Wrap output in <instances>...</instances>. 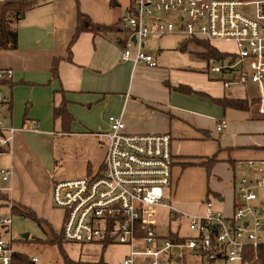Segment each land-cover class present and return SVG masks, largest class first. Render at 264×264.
I'll return each mask as SVG.
<instances>
[{
	"label": "crops",
	"instance_id": "obj_1",
	"mask_svg": "<svg viewBox=\"0 0 264 264\" xmlns=\"http://www.w3.org/2000/svg\"><path fill=\"white\" fill-rule=\"evenodd\" d=\"M129 4L130 0H45L22 17L18 48L0 50V69L14 72L13 81L4 85L12 100L6 122L14 131L9 149L0 153V171H12L6 185L11 200L52 225L59 210L52 204L53 183L99 174L105 151L97 135L109 129V117L122 118L129 134L169 135L174 168L166 199L183 218L178 221L170 210L161 209L158 233L183 240L191 232L188 228L189 235L182 233V220L189 225V218L202 215L208 201L230 217L240 180L264 171V105L257 87L252 96L247 87L226 89L223 82L232 76H211L208 63L204 66L180 51L183 42L177 51L154 55L153 42L147 39L144 48L150 44L149 51H143L159 64L150 67L122 61V32H84L71 45L68 59L79 12L97 24L116 26ZM58 58L56 80L51 68ZM224 98L257 102L247 110L224 109L214 102ZM62 104L72 117L68 127L55 115ZM222 121L227 128L219 133ZM209 160H214L210 174L205 167ZM248 162L261 171H250ZM209 192L216 196L208 197ZM163 219L174 221L177 229L161 232ZM189 262L203 264L193 255L179 264Z\"/></svg>",
	"mask_w": 264,
	"mask_h": 264
},
{
	"label": "built area",
	"instance_id": "obj_2",
	"mask_svg": "<svg viewBox=\"0 0 264 264\" xmlns=\"http://www.w3.org/2000/svg\"><path fill=\"white\" fill-rule=\"evenodd\" d=\"M120 26L122 61L150 67L159 65L143 51L152 36L177 34L187 40L233 44L236 51L225 53L229 59L211 60L209 71L232 76L223 82L226 89L257 87L264 105V0H130ZM13 79L12 70L0 69V152L9 149L14 131L6 122L12 100L4 89ZM108 122L109 129L97 135L105 151L99 174L53 183L52 204L64 212L63 241L127 245L131 251L121 264H179L188 255L203 264H262L264 171L248 162L250 171L261 173L240 180L234 213L228 217L206 202L202 215L189 218L191 236L173 242L158 233L161 209L170 210L178 221L183 218L166 199L173 188L172 138L129 134L120 117L111 116ZM226 128L222 121L217 131ZM11 176V170L0 171V192L9 191ZM11 223L0 216V264H12L16 253L1 234ZM138 258L148 261L137 263ZM31 261L39 262L37 257Z\"/></svg>",
	"mask_w": 264,
	"mask_h": 264
},
{
	"label": "rangeland",
	"instance_id": "obj_3",
	"mask_svg": "<svg viewBox=\"0 0 264 264\" xmlns=\"http://www.w3.org/2000/svg\"><path fill=\"white\" fill-rule=\"evenodd\" d=\"M187 40L183 35H165V36H152L149 38L152 47H155L151 52L154 55H158L166 50L177 51L179 43ZM222 53H233L236 51L235 46L231 43L215 42L212 44ZM148 44L144 49L149 51ZM202 50V47L192 42L188 45V48L184 53L192 60H199L205 66L207 63L212 68V64L204 59L198 58V51ZM182 61V60H181ZM206 68V67H205ZM210 75H218L210 73ZM221 77V76H220ZM249 94L256 95L257 89L255 86L247 87ZM58 210V209H56ZM164 213H162L163 215ZM0 216H5L10 218L12 223L7 229L2 230L1 234L5 240L12 243L13 249L30 260L33 257H37L39 262L36 264H65V256L73 264H121L123 260L129 256L130 247L127 245L115 244L103 248L101 244H78L68 241H62L60 244L51 245L46 241L53 239V232L59 234L62 228L64 212L58 210L56 213V218L54 224L51 227L46 222L39 224L38 222L30 219L23 218L17 214H11L7 208L0 209ZM165 216V214H164ZM165 218V217H164ZM58 221V222H56ZM61 224V225H60ZM182 233L188 235V221L182 220ZM177 229L174 221L161 220L159 230L161 232H167L168 230L174 231ZM53 230V232H52ZM25 236H28L26 239ZM36 239L42 240L41 242H36ZM137 263L140 261L147 262L141 258L136 259ZM189 264H195L189 262ZM225 264V263H217ZM237 264V263H236Z\"/></svg>",
	"mask_w": 264,
	"mask_h": 264
},
{
	"label": "trees",
	"instance_id": "obj_4",
	"mask_svg": "<svg viewBox=\"0 0 264 264\" xmlns=\"http://www.w3.org/2000/svg\"><path fill=\"white\" fill-rule=\"evenodd\" d=\"M45 0H3L0 1V50H16L18 48V24L22 17L30 10L40 6L43 4ZM84 32H90L95 35H106L110 32H122L120 22L116 24V26H105L101 24L95 23L89 16L79 12L77 16V26L75 30V35L72 39V42L69 47V58L71 59V45L78 39L79 35ZM195 42L197 45L202 47V52L198 54L200 58L211 61H225L229 59V56L225 53L220 52L217 48H215L211 43L207 41L201 40H186L180 46V51H186L187 46ZM60 58L54 59L52 63L51 72L54 79H59V63ZM182 89V88H179ZM214 102L224 109L231 108L237 110H247L251 105L255 104L257 100H242V99H231V98H224V99H214ZM56 117L62 119L64 126L68 127L72 120L71 115L67 112L65 104H62L60 107L56 108L55 110ZM2 153V152H0ZM214 160H209V163H205V167L208 171V174L211 173L210 164H213ZM209 196H216L213 192L208 193ZM210 202V201H208ZM7 208L11 214H17L23 218H30L39 224L46 222V220L37 216V214L20 205L15 204L7 192H0V209ZM51 227V225L49 224ZM52 229V227H51ZM53 232V230H52ZM53 239H49L46 242L55 245L60 244L62 240V236L59 234H55L53 232ZM169 239L173 242H180L178 236L170 235ZM42 240L36 239V242H41ZM107 241L103 244V248L110 246ZM12 264H35L33 263L28 257L20 254L15 253L12 256ZM65 264H73V262L69 261L65 256ZM262 264H264V258L262 259Z\"/></svg>",
	"mask_w": 264,
	"mask_h": 264
},
{
	"label": "water",
	"instance_id": "obj_5",
	"mask_svg": "<svg viewBox=\"0 0 264 264\" xmlns=\"http://www.w3.org/2000/svg\"><path fill=\"white\" fill-rule=\"evenodd\" d=\"M133 41L135 42V38H133ZM25 238L27 239V238H28V236H25Z\"/></svg>",
	"mask_w": 264,
	"mask_h": 264
}]
</instances>
